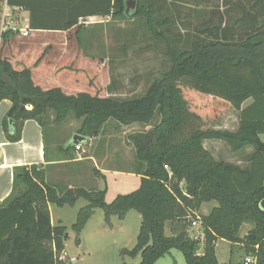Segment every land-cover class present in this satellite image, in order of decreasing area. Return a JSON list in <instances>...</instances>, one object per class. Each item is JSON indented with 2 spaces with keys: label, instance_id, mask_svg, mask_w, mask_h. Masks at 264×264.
Here are the masks:
<instances>
[{
  "label": "trees",
  "instance_id": "16d2710c",
  "mask_svg": "<svg viewBox=\"0 0 264 264\" xmlns=\"http://www.w3.org/2000/svg\"><path fill=\"white\" fill-rule=\"evenodd\" d=\"M5 1L26 11L34 30L76 27L77 33L82 21L92 16L141 18L150 34L165 44L169 66L142 94L99 97L89 92L67 95L59 87L43 89L35 84L29 68L17 70L0 57V101H11L2 121L8 141L20 139L23 122L29 119L44 131L49 123L70 117L79 121L76 133L85 137L97 136L109 120L121 126H149L127 136L135 150L138 188L117 194L110 202L104 198L105 188L57 189L45 181L38 166L16 167L13 190L19 185L22 190L0 202V264H64L58 256L64 249L67 227L51 223L48 204L73 206L81 198L87 204L79 208L71 225L77 236L95 209L103 211L107 223L113 215L123 219L129 210L141 214L136 243L120 250L133 258L140 255V261L123 264H155L171 249L181 251L186 264H227L215 256L218 239L244 242L256 264H264V208L260 205L264 152L257 149L259 135L264 134V0L240 6V15L224 25L196 29L197 34L185 39L183 46L175 40L184 35L173 34V20L162 14L155 0H136L135 10L129 14L125 13L126 0ZM16 33L9 29L0 34V40ZM112 84L109 90L115 87ZM190 92L212 97V104L206 111L196 108L186 96ZM223 104L239 113L236 131L205 127L213 124L215 107ZM205 139L224 140L234 152L252 147L249 165L215 159L203 148ZM76 144L82 148L81 143ZM211 201L216 206L199 215L200 205ZM194 220L203 227V240L188 235ZM167 221L178 227L172 235L165 234ZM244 223H251L252 228L241 237ZM198 245L201 251L196 249Z\"/></svg>",
  "mask_w": 264,
  "mask_h": 264
},
{
  "label": "rangeland",
  "instance_id": "374dc122",
  "mask_svg": "<svg viewBox=\"0 0 264 264\" xmlns=\"http://www.w3.org/2000/svg\"><path fill=\"white\" fill-rule=\"evenodd\" d=\"M155 1L161 6L162 14L173 20V24H171L173 34L180 33L184 35L181 39L175 40L176 43L182 46L186 45L185 39L192 38L197 34L196 29H201L206 25H224L240 15V6L248 7L252 3L251 0ZM3 8L4 0H0V12L3 11ZM22 17L27 18L26 13ZM72 33H75L77 43L85 48L87 56H94L98 59L103 55L105 58V61H103L105 73L95 75L89 72L84 78L82 75L85 87L92 85L98 90L97 87L102 83L109 84L112 82V85H115L119 90L120 96L139 95L144 93L152 80L169 66V61L165 55V44L150 34L144 25V20L141 18L133 17L123 20H108V18L98 16L86 18L82 21L80 30L77 33L76 31ZM43 37H47L50 41H56L59 35L48 33L43 34ZM100 59L103 60V58ZM186 96L190 101H193L196 108L205 109V111L213 100L210 96H197L191 92ZM214 113V116H212L214 119L213 124L205 125V127L219 131L233 132L237 130L239 113L232 106L229 104L217 105ZM102 128L115 131L120 136L118 140L122 142V140L127 141V136L130 133L146 131L149 126L137 123L130 126H121L114 120H109ZM202 146L215 159L224 160L241 167L249 165V156L253 151L252 147H246L241 152H234L229 144L221 139H205ZM89 149L93 150L94 145ZM98 153L97 151V155ZM96 183H99L103 188L105 187L104 198L109 202L116 194L129 193L138 188L140 177L136 174L107 172L105 177L100 178L99 182L96 181ZM212 203L205 205L208 210ZM86 204L87 201L81 198L78 200L77 206L74 207L70 205L62 207L55 204L51 205L55 225L63 224L67 227L64 242L66 243L68 255L76 258L74 264L138 263L140 256L133 258L122 255L120 250L125 247L130 249L136 243L141 214L136 210H129L124 220L117 219L113 215L111 216L113 226H111L110 223L105 221L103 211L99 208L95 209L90 227H96L98 233L91 235L89 227L86 232L79 233L77 236L71 225L76 220L79 208ZM260 205L264 206V199L260 202ZM170 225L167 222L166 235L172 232ZM197 231L203 232L200 223L191 229L190 234ZM214 251L219 262L228 260L239 262L245 255L239 246L232 245L227 240H218ZM249 258L251 259L249 264H252L255 258L253 255ZM155 264H186V262L181 251L171 249L170 254L158 258Z\"/></svg>",
  "mask_w": 264,
  "mask_h": 264
},
{
  "label": "crops",
  "instance_id": "0c3cea01",
  "mask_svg": "<svg viewBox=\"0 0 264 264\" xmlns=\"http://www.w3.org/2000/svg\"><path fill=\"white\" fill-rule=\"evenodd\" d=\"M4 13L10 15L17 26L28 22L26 11L8 6L5 0L3 11L0 12V25ZM24 13H26L27 18L22 17ZM93 17L97 16L88 18ZM74 31H76V27L68 31L32 29L30 35L26 37L21 36L17 31L16 35L11 36L8 40H0V57L7 58L17 70L29 68L33 81L43 89L59 87L67 95L89 92L99 97L120 96L117 87L108 89V83L99 85L97 87L99 91L95 89V86L85 87L83 85L82 75L84 78L89 72L95 75L105 73L103 62L105 58L103 55L98 59L94 56H87L85 48L77 43L75 33H72ZM48 33L58 34V40L50 41L47 37H43V34ZM75 41L76 43H74ZM249 102L250 100L246 101L244 105ZM10 106V100L0 101V202L11 195L12 197L17 196L21 192V185L13 190L14 169L20 166H38L43 172L45 181L57 189H64L69 186L104 189L105 187H101L96 181L99 182L100 178H104L107 172L139 176L136 173L137 162L134 147L128 140H122V142L118 140L120 136L113 130L102 129L97 136H84V140L78 141L82 144V148L80 150L75 149L71 139L74 134H78L76 130L79 121L70 117L58 124L49 123L44 131L35 120H25L20 139L15 142L8 141L2 127V121ZM259 138L264 142V134H260ZM83 141L86 142L87 146ZM92 145H94L93 150L89 149ZM97 151L99 152L98 155ZM78 200L72 207L77 206ZM211 202L213 203L208 210L205 205ZM211 202H203L197 213L199 215L208 214L211 208L216 206L215 201ZM51 205L53 204H48L50 220L55 225ZM93 215L87 220L80 233L88 230ZM115 217L118 219L117 216ZM167 222L164 230H166ZM169 223L172 232L168 235H172L178 227L176 223ZM110 225L113 226L111 218ZM193 228L195 226H190L187 229L189 237L203 233L197 231L190 234ZM251 228V223H244L240 229V236L243 237ZM89 230L91 235L98 233L96 227H90ZM234 244L239 246L245 255L239 262L228 260L220 263L244 264L245 259L251 256L246 252L244 242L232 243V245ZM63 250L67 253L66 243H64ZM199 251H201V245ZM252 264H256V261H253Z\"/></svg>",
  "mask_w": 264,
  "mask_h": 264
},
{
  "label": "built area",
  "instance_id": "2783aa9c",
  "mask_svg": "<svg viewBox=\"0 0 264 264\" xmlns=\"http://www.w3.org/2000/svg\"><path fill=\"white\" fill-rule=\"evenodd\" d=\"M9 29L14 30V31H18L19 34H20L21 36H24V37L29 36V35H30V32H31V30H32V29L30 28L28 22H25L24 24H20L19 26H17V24H16V22L13 20V18H11L10 15L4 13V16H3V18H2V22H1V25H0V34L4 33L5 31H7V30H9ZM75 149L80 150V149H81L80 145L75 144ZM199 223H200V222H199L198 220H194V221L191 223L190 226H191V227H194V226H196V225L199 224ZM190 237L193 238V239H195V240H198V239H199V240H203V238H204V234L201 233V234H199V235H191ZM254 258H255V257H254ZM58 259H59L60 261H62L64 264H72V263L76 260L75 257H70V256H68L67 253H66L64 250H62V251L59 253ZM255 261H256V259H255ZM249 263H251V259H250L249 257H247V258L245 259L244 264H249Z\"/></svg>",
  "mask_w": 264,
  "mask_h": 264
},
{
  "label": "water",
  "instance_id": "95a60500",
  "mask_svg": "<svg viewBox=\"0 0 264 264\" xmlns=\"http://www.w3.org/2000/svg\"><path fill=\"white\" fill-rule=\"evenodd\" d=\"M125 4H126V7H125V13L129 14L131 11H134V10H135V7H136V0H126V3H125ZM9 124H10V125L12 124V120H11V119H9ZM84 139H85L84 136H82V135H80V134H74L73 137H72V139H71V141H72L74 144H76V143H78L79 140H84ZM257 149H258L259 151H261V152H264V142H263V141H261V142L259 143ZM263 208H264V206H263ZM249 236H250V238L253 237L252 234L249 235ZM196 249L199 250V249H200V245H198Z\"/></svg>",
  "mask_w": 264,
  "mask_h": 264
}]
</instances>
